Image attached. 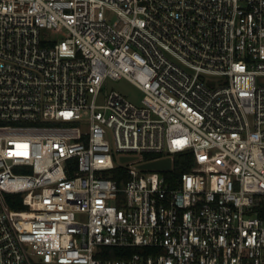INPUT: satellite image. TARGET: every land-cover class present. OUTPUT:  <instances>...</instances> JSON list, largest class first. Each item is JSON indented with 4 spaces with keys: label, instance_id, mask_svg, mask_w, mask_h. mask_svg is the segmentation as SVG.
Segmentation results:
<instances>
[{
    "label": "built area",
    "instance_id": "2783aa9c",
    "mask_svg": "<svg viewBox=\"0 0 264 264\" xmlns=\"http://www.w3.org/2000/svg\"><path fill=\"white\" fill-rule=\"evenodd\" d=\"M0 264H264V0H0Z\"/></svg>",
    "mask_w": 264,
    "mask_h": 264
},
{
    "label": "trees",
    "instance_id": "16d2710c",
    "mask_svg": "<svg viewBox=\"0 0 264 264\" xmlns=\"http://www.w3.org/2000/svg\"><path fill=\"white\" fill-rule=\"evenodd\" d=\"M158 156L155 154L144 155V161H151L156 159ZM194 168V156L191 152L182 153L175 156L174 159V170L172 172L164 173L165 176L174 182L182 174L186 172H191ZM107 177L116 180L118 183L123 184L127 179V171L123 166L118 165L114 170L107 172ZM7 202L14 210L24 209L22 203V195L14 194L7 195ZM143 250L135 248H117V247H106L102 248V253H99L97 257L101 259H128L132 257L135 253H142Z\"/></svg>",
    "mask_w": 264,
    "mask_h": 264
},
{
    "label": "rangeland",
    "instance_id": "374dc122",
    "mask_svg": "<svg viewBox=\"0 0 264 264\" xmlns=\"http://www.w3.org/2000/svg\"><path fill=\"white\" fill-rule=\"evenodd\" d=\"M112 91H117L121 93L135 105L141 106L144 94L142 93L140 89H138L130 81L125 80V79L123 80L109 79L103 87L102 95L104 96L106 94L111 93ZM100 104H103V103L100 102Z\"/></svg>",
    "mask_w": 264,
    "mask_h": 264
},
{
    "label": "water",
    "instance_id": "95a60500",
    "mask_svg": "<svg viewBox=\"0 0 264 264\" xmlns=\"http://www.w3.org/2000/svg\"><path fill=\"white\" fill-rule=\"evenodd\" d=\"M133 161H137V158H133V157L121 158V163H129ZM138 168L143 171H159L166 173L172 170V160L171 158L157 160V161L141 164L138 166Z\"/></svg>",
    "mask_w": 264,
    "mask_h": 264
}]
</instances>
